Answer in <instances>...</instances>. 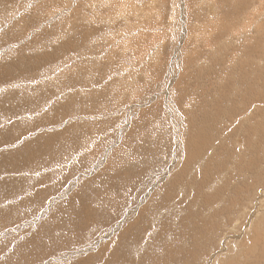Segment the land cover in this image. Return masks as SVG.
<instances>
[{"label":"rangeland","instance_id":"rangeland-1","mask_svg":"<svg viewBox=\"0 0 264 264\" xmlns=\"http://www.w3.org/2000/svg\"><path fill=\"white\" fill-rule=\"evenodd\" d=\"M263 10L0 0V264H264Z\"/></svg>","mask_w":264,"mask_h":264},{"label":"crops","instance_id":"crops-1","mask_svg":"<svg viewBox=\"0 0 264 264\" xmlns=\"http://www.w3.org/2000/svg\"><path fill=\"white\" fill-rule=\"evenodd\" d=\"M144 199V198H143ZM137 224L136 223H128L127 224V226H128V228H126V226H125V228H123L122 230H125L124 232H123V236H121V235H119V236H113L112 235V232H110V231H107V232H105L103 235H104V239H106L107 237H115V238H117V239H123L124 237H125V235L127 234V236L126 237H128V236H132V235H134L135 233H137V232H139V230H140V228L138 229V228H133L134 226H136ZM121 230V231H122ZM96 236H97V233H96ZM119 237H121V238H119ZM103 239V240H104ZM103 245V243H100V247ZM100 247H98V248H96V249H94V250H98ZM101 251V250H100ZM99 250L98 251H96L97 252V254H93V255H90V256H87V257H85L84 259H82V260H84V261H86L87 262V260H89V258H91L92 256H94V255H100V252ZM105 260H107L106 258H105ZM48 261H50V260H48ZM48 261H45V264H50ZM53 261V260H52ZM51 262V261H50Z\"/></svg>","mask_w":264,"mask_h":264},{"label":"bare ground","instance_id":"bare-ground-1","mask_svg":"<svg viewBox=\"0 0 264 264\" xmlns=\"http://www.w3.org/2000/svg\"><path fill=\"white\" fill-rule=\"evenodd\" d=\"M262 1H264V0H262ZM212 2H213V0H212ZM259 2H260V0H259ZM214 3H215V2H214ZM261 3H262V2H261ZM211 8H212V7H211ZM260 8L262 9V6H261ZM261 9H260V10H261ZM263 11H264V10H263ZM263 11H262V12H263ZM259 13H260V12H259ZM250 15H251V14H250ZM245 59H246V58H245ZM250 60H251V59H250ZM241 61H242V60H241ZM245 62H246V61H245ZM245 67H246V66H245ZM256 96H257V95H256ZM254 104H255V103L250 102L249 107L252 108V106H253ZM258 104H259V103H258ZM250 105H251V106H250ZM256 105H257V104H256ZM258 106H259V105H258ZM258 108H259V107H258ZM257 112H258V111H257ZM256 115H257V114H256ZM2 128H3V127H2ZM4 130H5V129H4ZM204 136H205V135H204ZM1 151H2V150L0 149V154L2 153ZM8 152H10V151H8ZM190 153H191V152H190ZM233 153H234V152H233ZM6 154H7V153H6ZM8 154H9V153H8ZM178 154H179V153H178ZM192 155H193V154H192ZM192 155H191V156H192ZM194 155H195V154H194ZM194 155H193V156H194ZM230 155H231V154H230ZM191 156H190V157H191ZM231 156H232V155H231ZM190 157H189V158H190ZM222 157H223V156H222ZM189 160H190V159H189ZM229 160H230V159H229ZM245 160H246V159H245ZM17 162H18V161H17ZM248 162H249V161H248ZM251 162H252V161H251ZM197 163H198V162H197ZM197 163H196V164H197ZM200 163H201V162H200ZM249 163H250V162H249ZM196 164H195V165H196ZM11 166H13V165H11ZM242 166H243V165H242ZM4 167H6L7 169H8V168H9V169H10V168L12 169V167H9V164H7L6 162H2V161H0V168L2 169V168H4ZM194 167H195V166H194ZM243 167H244V166H243ZM6 168H5V170H6ZM13 170H14V169H12V172H13ZM1 171H2V170H1ZM6 172H7V171H6ZM12 172H11V173H12ZM212 172H213V171H212ZM201 176H202V175H201ZM208 176H209V175H208ZM162 180H163V179H162ZM227 182H228V181H227ZM229 182H230V181H229ZM229 182H228V183H229ZM208 196H209V195H208ZM251 203H252V202H251ZM256 205H257V204H256ZM258 206H259V205H258ZM258 206H257V207H258ZM260 206H261V205H260ZM251 209H252V208H251ZM227 210H229V209H227ZM246 211H247V210H246ZM242 212H243V211H242ZM229 213H230V212H229ZM246 213H247V212H246ZM257 213H258V212H257ZM241 214H242V213H241ZM250 214H251V212H250ZM253 214H254V213H253ZM222 215H223V214H222ZM242 215H243V214H242ZM246 215H247V214H246ZM254 215H255V214H254ZM254 215H253V216H254ZM227 216H228V214H227ZM258 217H259V216H257V218H258ZM225 218H226V217H225ZM227 218H228V217H227ZM239 218H240V217H239ZM239 218H238V220H239ZM245 218H246V217H245ZM254 218H255V217H253V219H254ZM259 218H260V217H259ZM261 218H262V216H261ZM249 220H250V218H249ZM260 221H261V219H260ZM230 222H231V221H230ZM230 222H229V223H230ZM256 222H257V221H256ZM258 222H259V220H258ZM251 223H252V221H251ZM230 224H231V223H230ZM231 225H232V224H231ZM231 225H230V226H231ZM249 225H250V224H249ZM253 225H254V224H252L251 226H253ZM255 226H256V225H255ZM255 226H254V227H255ZM236 232H237V231H236ZM223 234H224V233H223ZM225 236H226V234H225ZM227 237H228V236H227ZM223 238H224V237H223ZM226 240H227V239H226ZM226 240H225V241H226ZM257 255H258V254H257ZM260 255H261V254H260ZM254 257H255V256H254ZM217 259H218V258H217ZM253 259H254V258H253ZM261 259H262V258H261ZM215 261H216V260H215ZM198 262H199V261H198ZM249 262H250V261H249ZM259 262H261V261H259ZM252 264H253V262H252Z\"/></svg>","mask_w":264,"mask_h":264}]
</instances>
